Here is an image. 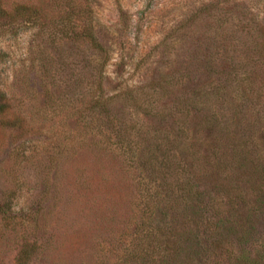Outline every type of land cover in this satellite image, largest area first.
Here are the masks:
<instances>
[{"label": "rangeland", "instance_id": "obj_1", "mask_svg": "<svg viewBox=\"0 0 264 264\" xmlns=\"http://www.w3.org/2000/svg\"><path fill=\"white\" fill-rule=\"evenodd\" d=\"M18 5L39 9L40 19L36 24L17 19L0 27V196L11 190L19 198L17 209L33 202L36 207L42 202L47 205L54 184L59 191L70 187L77 193L73 185L76 167L87 168L86 176L96 175L100 162L95 165L89 152L77 154L75 150L84 134L76 110L86 107L84 103L100 79L105 97H116L113 109H126L145 129L168 132H172L173 121L169 125V119L143 118L130 108L131 102L122 98L129 87L138 89V103L147 111L157 106L183 109L188 96L204 91L211 100L216 99L223 85L229 87L226 92L236 104L244 105L248 88L253 97L248 113L253 124L264 131V79L257 78L255 65V52L259 47L264 51L256 41L257 23L264 26V0H0V8L6 11L13 12ZM242 13L250 20L252 40L256 41L247 43L246 59L242 58L245 48L234 34ZM76 16L91 28L104 55L95 54L72 35L60 38L56 34L59 27L76 23ZM103 61L100 74L93 68ZM93 76H99L97 81ZM190 119L180 114L174 119L180 125L184 122L181 138L206 137ZM67 155L69 160L61 168ZM89 157L91 164L83 165ZM107 173L114 179L116 190L111 194L117 199L123 183L112 169ZM44 186L49 190L46 195L41 193ZM91 195L72 196L76 204L92 209L88 219L68 213L70 220H77V227L97 217L93 209H106L100 210L102 204L94 206ZM107 215L104 225L108 228L111 222L107 220L113 216ZM61 231L67 227L63 225ZM84 236L91 237L89 228L72 243ZM62 237L66 240L67 232ZM15 248L12 232L4 229L0 232V264H13ZM249 249L264 256V220L250 237ZM89 253L94 260L91 249L76 247L71 263L85 264ZM218 253H200L205 259L202 264H225L221 255L215 256ZM32 264L49 263L38 258Z\"/></svg>", "mask_w": 264, "mask_h": 264}, {"label": "trees", "instance_id": "obj_2", "mask_svg": "<svg viewBox=\"0 0 264 264\" xmlns=\"http://www.w3.org/2000/svg\"><path fill=\"white\" fill-rule=\"evenodd\" d=\"M17 19L36 24L40 11L25 5L16 6L13 12L0 8L1 28ZM80 20L76 16V23L59 27L56 34L60 38L72 35L95 54L104 55L91 28ZM238 20L241 25L234 28L235 40L245 48L242 58L246 59L247 43L258 41L264 46V26L257 23L255 41L247 16L242 13ZM223 52L229 57L226 50ZM255 55L257 78L264 79V51L259 47ZM103 63L93 69L101 74ZM228 89L223 85V92L213 100L206 91L190 95L183 109L157 106L147 111L138 103V89L129 87L122 98L131 102L130 108L143 118L152 119L153 115L160 122L169 119V125L173 121L172 132H168L145 129L144 123L133 121L126 109H113L116 97H105L100 79L84 103L86 107L76 110L84 134L75 150L77 154L89 152L95 165L100 162L96 175L86 176L87 168L76 167L73 185L77 193L70 187L59 191L54 184L49 203H38V208L33 202L17 209L19 198L11 190L0 196V232H12L16 246L13 264H32L38 258L49 264H72L76 247L89 248L95 256L93 260L89 253L85 264H202L205 259L199 255L209 250L219 251L215 256L221 255L225 264H264V256L249 249L250 237L264 220V131L253 124L248 113L253 98L248 88L243 94L244 105L236 104ZM202 100L204 105L198 107ZM178 114L191 118L206 137L181 138L184 122L180 125L174 121ZM256 132L262 133L261 137H255ZM67 160L69 155L61 168ZM86 160L83 165H90V157ZM110 169L123 183L117 199L111 194L116 188L107 173ZM48 191L44 186L41 193ZM75 194H92L94 206L102 204L100 210L106 209H93L97 217L77 227V220H70L68 213L88 219L92 209L76 204ZM105 213L113 216L107 220L111 222L108 228ZM63 225L67 231H61ZM87 228L91 237L78 238L73 244ZM66 232L65 240L62 236Z\"/></svg>", "mask_w": 264, "mask_h": 264}]
</instances>
